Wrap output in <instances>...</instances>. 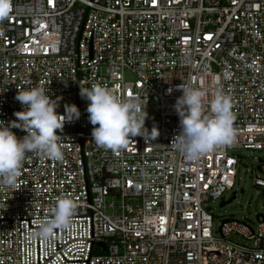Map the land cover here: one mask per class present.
<instances>
[{"label":"built area","instance_id":"obj_1","mask_svg":"<svg viewBox=\"0 0 264 264\" xmlns=\"http://www.w3.org/2000/svg\"><path fill=\"white\" fill-rule=\"evenodd\" d=\"M11 4L0 21V121L16 120L17 90L36 86L58 113L74 104L80 117L57 131L62 160L27 153L16 189L0 187V264H264V155L251 169L262 193L253 228L227 216L214 232L203 204L231 188L241 159L234 148H264V0ZM180 83L205 91L206 115L217 91L231 98L232 144L195 161L174 147ZM93 84L147 98L145 127L159 135L98 147L80 95ZM59 197L77 204L71 227L32 236Z\"/></svg>","mask_w":264,"mask_h":264},{"label":"clouds","instance_id":"obj_2","mask_svg":"<svg viewBox=\"0 0 264 264\" xmlns=\"http://www.w3.org/2000/svg\"><path fill=\"white\" fill-rule=\"evenodd\" d=\"M11 10V0H0V21L7 18ZM176 87L182 92L174 104L181 131L172 142L187 160L195 161L234 142V115L228 95L217 91L206 115L205 91L186 83ZM80 95L88 101L86 111L93 125L91 140L98 147L118 151L127 148L133 141L132 137L155 139L159 135L155 126L150 132L145 127L147 98L143 101L138 96L122 98L101 84L80 87ZM15 99L23 110L16 111V120L8 124L0 121V187L13 190L22 174L27 153H36L54 161L63 159V152L57 144L60 138L57 131L63 130L66 120H78L80 117V111L74 104L65 105L63 115L58 113V101L46 94L43 86L17 90ZM12 128H19L26 135L18 138ZM76 208L77 204L72 199L57 198L51 217L40 220L31 235L48 240L55 229H69Z\"/></svg>","mask_w":264,"mask_h":264},{"label":"rangeland","instance_id":"obj_3","mask_svg":"<svg viewBox=\"0 0 264 264\" xmlns=\"http://www.w3.org/2000/svg\"><path fill=\"white\" fill-rule=\"evenodd\" d=\"M125 76L130 77V74L125 73ZM233 152L239 154L241 159L236 166L231 188L223 191L220 196L203 202L204 205L209 206L214 232H217L216 228L220 220L227 216L243 220L253 228L256 224L255 215L262 210V193L259 187L251 182V169L258 163L259 158L263 157L264 148L238 147L234 148ZM232 191H234V196L229 199ZM221 200L225 202L219 205ZM227 237L240 243L250 242L242 234L236 232H230Z\"/></svg>","mask_w":264,"mask_h":264},{"label":"water","instance_id":"obj_4","mask_svg":"<svg viewBox=\"0 0 264 264\" xmlns=\"http://www.w3.org/2000/svg\"><path fill=\"white\" fill-rule=\"evenodd\" d=\"M240 190H241V188H240ZM234 196V191H232V195L229 197V199L231 198V197H233ZM225 201H223V200H221L220 202H219V205H221V204H223Z\"/></svg>","mask_w":264,"mask_h":264}]
</instances>
